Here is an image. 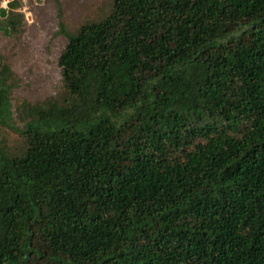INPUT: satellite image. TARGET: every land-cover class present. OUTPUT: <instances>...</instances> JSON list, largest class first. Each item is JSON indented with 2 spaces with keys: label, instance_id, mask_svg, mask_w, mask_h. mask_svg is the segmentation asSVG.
Here are the masks:
<instances>
[{
  "label": "trees",
  "instance_id": "trees-1",
  "mask_svg": "<svg viewBox=\"0 0 264 264\" xmlns=\"http://www.w3.org/2000/svg\"><path fill=\"white\" fill-rule=\"evenodd\" d=\"M59 66L19 128L0 54V264H264V0H113Z\"/></svg>",
  "mask_w": 264,
  "mask_h": 264
},
{
  "label": "rangeland",
  "instance_id": "rangeland-1",
  "mask_svg": "<svg viewBox=\"0 0 264 264\" xmlns=\"http://www.w3.org/2000/svg\"><path fill=\"white\" fill-rule=\"evenodd\" d=\"M11 0H0L1 9ZM113 0H20L17 12L24 19L18 32L0 28V54L19 76V85L11 94L9 120L19 128L17 106L22 100L37 102L56 97L63 89L59 58L68 43V34L82 24L100 20L111 9ZM64 24V31L61 29ZM12 139L17 141V134Z\"/></svg>",
  "mask_w": 264,
  "mask_h": 264
}]
</instances>
